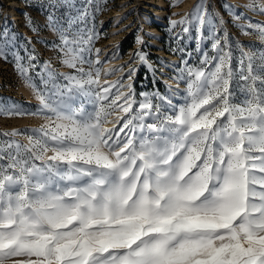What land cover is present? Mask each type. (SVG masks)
<instances>
[{
	"label": "snow or ice",
	"instance_id": "snow-or-ice-1",
	"mask_svg": "<svg viewBox=\"0 0 264 264\" xmlns=\"http://www.w3.org/2000/svg\"><path fill=\"white\" fill-rule=\"evenodd\" d=\"M89 3L91 15L61 0L63 23L49 13L59 34L51 47L75 72L46 91L29 75L39 65L35 49L7 26L0 30V58H13L40 102L36 109L0 103V115L49 121L4 134L32 133L27 147L6 141L0 148V264H264V49L258 63L242 52L247 65L241 59L234 67L239 45L201 0L184 18H169L168 31L179 26L175 38L194 39L199 54L189 63L192 51L172 49L182 54L171 66L173 79L186 90L166 86L138 99L134 85L124 83L139 71L131 65L145 67L153 84L157 72L141 29L136 43L143 48L120 69L128 68L125 76L102 82L100 49L92 46L102 5ZM246 7L264 15V3ZM222 8L247 21L238 25L243 33L264 41V23L227 2ZM26 24L38 30L30 17ZM40 68L56 78L48 62ZM113 112L124 114L119 131L104 127Z\"/></svg>",
	"mask_w": 264,
	"mask_h": 264
},
{
	"label": "rangeland",
	"instance_id": "rangeland-1",
	"mask_svg": "<svg viewBox=\"0 0 264 264\" xmlns=\"http://www.w3.org/2000/svg\"><path fill=\"white\" fill-rule=\"evenodd\" d=\"M71 2L80 12L86 10L89 15L93 12L89 0H71ZM96 2L102 5V10L95 14L94 21L101 35L94 41L92 46L93 49H100L99 59L101 63L97 66L102 70V82L105 80V65L109 61L104 53L106 48L119 46L121 59L124 62L122 66L129 65L133 53L143 48V45L136 43L137 29H141L139 35L144 39L145 44L148 45L144 50L149 53V60L152 62L153 67L157 69L156 82L153 84L152 76L146 74L147 69L145 67L140 66L138 63L131 65L139 68L133 80L138 99H142L139 96L141 92L152 93L155 89H159L162 93L165 91L166 86H168L165 80L168 77H173L174 72L172 69L165 68L163 61H169L168 57L175 58L177 60L176 64L181 61L182 54L173 52L172 49L185 47L186 51L193 52L189 63L199 60V54L194 51L195 40L188 41L186 34H184V39L178 40L175 36L181 33L180 27L173 29L171 33L168 31V27L169 18L172 20L184 18L193 12L195 6L201 3V0H96ZM203 2L213 13L223 19L224 23L220 27L227 30L234 44L239 45V47L232 49L233 66L238 68L237 62L241 59H244L246 66L248 62L247 55L253 56L258 63L260 50L264 49V41H261L259 36L251 30L247 34L243 33L238 25L247 24V21L234 20L232 16L233 9L225 12L222 8V4L227 2L230 5H234L236 11L243 12L245 16L250 17L253 22L264 23V15L256 14L246 7L253 0H203ZM255 3L261 4L264 3V0H255ZM50 4L55 5V7H49ZM60 5L61 0H0V30L7 26L8 31L18 34L29 49H35L39 65L35 71L30 69L29 75L33 78L32 84H35L36 88L40 90L52 89L54 84L62 83L64 75L74 74L75 72L74 69L63 63L65 56L60 48L51 47L53 42L59 44V34L49 27V13H53L55 18H61L62 23L67 19L66 9ZM71 14H76L75 9ZM118 14L120 15L119 20L116 18ZM159 14L163 16L160 21L158 20ZM29 17L33 25L37 27V31H33L27 26L26 21ZM145 17H148L149 21H145ZM29 40L31 44H27ZM110 43L112 45H109ZM125 45H127L126 48L124 47ZM204 48L208 50L209 55L214 54L211 49V41L206 42ZM19 51L21 55L25 56V60L22 63L26 64V54L23 49ZM242 52L247 55L242 57ZM95 58L96 54L93 52L92 59ZM44 62H48L51 70L56 74L55 79L49 80L46 77V73L41 72L40 65H43ZM85 68L87 69V65H85ZM115 68L118 69L117 67ZM127 71L128 68L124 67V74L121 77L125 76ZM36 72H41V75L45 76V81H42L41 75H36ZM121 77L117 76L116 79L114 78V82ZM126 81L125 79L124 83ZM182 86L186 90V84L182 82ZM237 97L243 99L240 93H237ZM5 102L8 104L15 102L31 109L38 108L40 104L33 87L17 72L12 57H9L7 61L0 58V103ZM157 102L155 99L153 100V103ZM116 114H119V112H113L108 116L107 122ZM47 123L49 121L45 115L19 117L0 115V148L4 147L6 141H14L25 147L29 146L31 132L16 136H5L4 134L12 133L14 130L39 129ZM122 123L123 121L120 123V127ZM35 138L33 136V139Z\"/></svg>",
	"mask_w": 264,
	"mask_h": 264
},
{
	"label": "bare ground",
	"instance_id": "bare-ground-1",
	"mask_svg": "<svg viewBox=\"0 0 264 264\" xmlns=\"http://www.w3.org/2000/svg\"><path fill=\"white\" fill-rule=\"evenodd\" d=\"M119 16H120L119 14L116 16V18L118 20L120 19ZM162 17H163L162 14H159L158 20L160 21ZM145 21H149L148 17H145ZM153 32H156V31H153ZM109 45H112V43H110ZM104 53H105V57H107L109 60L105 65V72L106 71L109 72V75L105 76V79H107L109 82H114V80L116 79L117 76L121 77L124 74V67L122 70H120L122 68V64L124 62H122V59H121V53H120L119 46L117 45V46H113V47L112 46L108 47V48H106ZM168 58H169V61H163V64H164L165 68L171 69V66L173 64H176L177 60L173 57H168ZM115 67H117L118 69H116ZM112 70H116V71H112ZM165 82L172 89H176L177 87H179V89L182 93L185 91V87L182 86V82L177 84V81L175 79H173V77L166 78ZM127 83L133 84V81H126L125 84H127ZM122 91H127V89H122ZM173 102L174 103L176 102L175 99L173 100ZM122 115H123V113L119 112V114H116L114 117L109 119V121L106 123V125H104V127L108 128V129H114L115 131H119L120 123L122 122V120H119V117Z\"/></svg>",
	"mask_w": 264,
	"mask_h": 264
},
{
	"label": "trees",
	"instance_id": "trees-1",
	"mask_svg": "<svg viewBox=\"0 0 264 264\" xmlns=\"http://www.w3.org/2000/svg\"><path fill=\"white\" fill-rule=\"evenodd\" d=\"M125 48L127 47V45L124 46Z\"/></svg>",
	"mask_w": 264,
	"mask_h": 264
}]
</instances>
